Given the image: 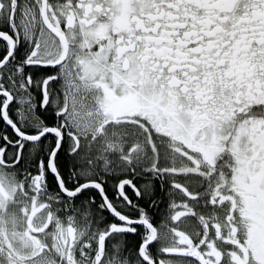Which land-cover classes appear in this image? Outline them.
Here are the masks:
<instances>
[{"label":"snow or ice","instance_id":"snow-or-ice-1","mask_svg":"<svg viewBox=\"0 0 264 264\" xmlns=\"http://www.w3.org/2000/svg\"><path fill=\"white\" fill-rule=\"evenodd\" d=\"M0 264H264V0H0Z\"/></svg>","mask_w":264,"mask_h":264}]
</instances>
